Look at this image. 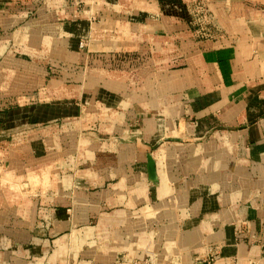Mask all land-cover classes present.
<instances>
[{
	"label": "crops",
	"instance_id": "obj_1",
	"mask_svg": "<svg viewBox=\"0 0 264 264\" xmlns=\"http://www.w3.org/2000/svg\"><path fill=\"white\" fill-rule=\"evenodd\" d=\"M195 1L133 0L157 34L98 50L116 59L85 80L103 116L59 101L4 117L0 264H264V0H203L221 32L205 40L180 18Z\"/></svg>",
	"mask_w": 264,
	"mask_h": 264
},
{
	"label": "rangeland",
	"instance_id": "obj_2",
	"mask_svg": "<svg viewBox=\"0 0 264 264\" xmlns=\"http://www.w3.org/2000/svg\"><path fill=\"white\" fill-rule=\"evenodd\" d=\"M136 9L133 0H0V129L4 117L13 115L16 108L44 102L58 109L59 101H76L82 105L85 101V116H103L104 112L94 108L95 104L99 105L95 103L97 83L85 84V80L93 79L94 65L102 64L108 69L110 64H116V59L111 60L107 54L99 57L98 50L114 47L116 42H120L122 48L126 45L144 48L147 37H156L157 22L149 27L135 26L131 18L132 10ZM184 11L180 18L193 38L205 40L221 34L213 19L216 13L210 11L205 1L192 2ZM151 42L156 41H149L148 47L153 50L155 45ZM141 61L144 58H139L138 62ZM140 84L138 80L136 85ZM83 93L85 99L81 98ZM22 116L21 121L16 120L17 126L26 120ZM48 125L50 123L37 124L31 133L43 139ZM87 126L85 134L90 131ZM12 127L8 133L14 131ZM18 131L30 133L25 125ZM6 142H0V149ZM37 160L34 165L44 169V158ZM4 162L12 173V159L5 158ZM38 175L43 178L44 173L40 171ZM209 257L214 256L202 260ZM123 260L126 259L119 261Z\"/></svg>",
	"mask_w": 264,
	"mask_h": 264
},
{
	"label": "built area",
	"instance_id": "obj_3",
	"mask_svg": "<svg viewBox=\"0 0 264 264\" xmlns=\"http://www.w3.org/2000/svg\"><path fill=\"white\" fill-rule=\"evenodd\" d=\"M117 264H153L152 261L148 259H129L119 261ZM193 264H218L214 257H209L208 259L202 260L200 262H194Z\"/></svg>",
	"mask_w": 264,
	"mask_h": 264
}]
</instances>
